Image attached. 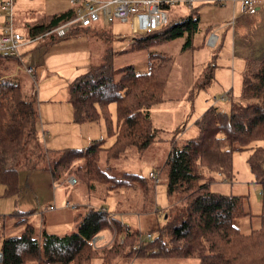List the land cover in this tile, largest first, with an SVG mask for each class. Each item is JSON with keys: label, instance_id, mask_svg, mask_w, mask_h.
<instances>
[{"label": "trees", "instance_id": "trees-1", "mask_svg": "<svg viewBox=\"0 0 264 264\" xmlns=\"http://www.w3.org/2000/svg\"><path fill=\"white\" fill-rule=\"evenodd\" d=\"M169 7L162 6L168 21L161 30L133 38L135 46L147 52L146 72L124 66L114 80L115 70L110 64H102L69 86L74 123L94 122L101 114L112 143L105 146L102 139L84 149L59 150L52 163L39 141L36 95L23 90L20 75H11L14 58L0 54V198L18 196L17 167L22 161L27 173L49 169L53 179L76 173L87 183L88 192L96 182L105 185L101 199L114 195L118 213H124L121 210L127 202L139 201L142 210L152 204L155 184L147 175L113 176L99 163L102 156L111 162L128 151L141 154L156 139L150 110L162 101L174 59L155 48L185 37L180 51H186L199 22L196 8L190 7L187 15L170 20ZM73 14V9H68L43 15L25 27L27 37L46 35ZM214 68L209 62L203 69L196 83L198 89L211 81ZM229 98L228 113L211 107L195 122L194 139L176 141L175 134L164 164L152 170L158 180L164 174L167 197L172 199L165 215L167 225L159 228L154 238L139 242L136 227L110 216L103 208H91L78 216L75 230L64 236L37 230L21 219L16 223L23 226L21 234L0 237V264H89L93 259L113 264L117 259L134 257L196 259L199 264H264V146L258 145L264 142V52L245 61L240 94ZM110 103L116 105L114 129L107 111ZM242 151H248L246 163L260 189L258 214L248 211V196L223 195L209 189L212 172L227 181L234 179L232 156ZM74 162H79L75 173L66 174ZM121 191L128 192L126 202L117 200ZM13 215L20 218L23 214ZM246 217L256 218L258 226L243 232L237 223ZM101 233L113 234L112 240L94 248L91 241Z\"/></svg>", "mask_w": 264, "mask_h": 264}, {"label": "rangeland", "instance_id": "rangeland-1", "mask_svg": "<svg viewBox=\"0 0 264 264\" xmlns=\"http://www.w3.org/2000/svg\"><path fill=\"white\" fill-rule=\"evenodd\" d=\"M65 3H67L66 0H45L46 10L50 13L58 12L63 6H67L63 5ZM230 5L231 3L227 0H195L191 8H196L199 15V22L197 32L192 38V47L179 53L180 47L185 42V37H182L172 43L155 48L157 51H163L172 55L174 59V65L172 63L173 70L171 68L168 74V81L163 92L164 101L161 105H155L152 108L153 110L151 109V124L158 123L154 122L156 120L161 121L160 125H155L157 129L153 126L157 130L156 139L141 154L128 151L119 159L111 162H105L102 156L103 160L101 159L99 163L102 170L106 171L108 168V173L113 176H122L125 174L144 176L148 170H155L164 164L175 134L176 137L177 135L180 137L182 134V138L180 139H194L197 136V134L194 137L190 136L193 132V130H190V127L201 114L214 106L213 104L218 105L217 107L220 111L229 112V97L236 99L240 94L245 61L252 57H257L264 52V31L259 32L263 29V24L261 22L258 24L254 23L253 18H250L251 16L246 14L244 15V19L248 17V20L232 24V21L235 22V19L231 15L232 9ZM186 6L184 4H175L170 6L168 10L169 12H174L178 7L180 11L191 9ZM0 20L3 25V19ZM258 25L261 27H258ZM221 26L222 28L224 26L226 28L219 32L222 34V45L220 48L208 46V37L206 38L207 31ZM20 32L25 38L26 31L20 29ZM97 34L99 41L91 44L92 60L98 61L101 58L102 62L98 61L99 63L110 64L115 70L113 75L114 80L120 77L121 72L118 69L124 66L131 65L137 72L147 71V52L139 49L137 46L131 45V38L140 36V34L134 31L130 23L114 22L112 25H109L107 30L102 29ZM109 34L114 38L112 42L108 39ZM209 62H212L215 66L213 78L204 88L198 89L196 83H199V77ZM16 66L17 64H14V67ZM19 78L24 82L22 86L23 90L33 91L37 101L40 94L39 84L34 80L33 75H26V73L23 75L21 73ZM56 84L60 85L59 95L63 96L65 94L63 81H59ZM47 86L48 83H46ZM226 94H228V98L223 100L222 97ZM55 100L50 104H45V101H40V105L42 106L44 104L46 107H49V105L54 106V112L57 115L55 118L50 119L46 117L43 120L38 116L39 123L42 124L40 126L38 123L39 141L44 151L48 153L51 163L56 159L59 150L84 149V147L90 146L91 144H85V140L87 141L88 137H96L94 139H99V132H102V139L107 138L105 140V146L112 143L113 138L108 137V126L101 114L97 121L74 123L73 113L68 118L67 111L63 109V104L55 103ZM37 106H39V102H37ZM115 107L116 105L114 103H110L107 107L108 117L111 119V127L113 129L116 125ZM48 120L57 121V124L53 125L50 123L48 125ZM60 123L63 124L59 125ZM42 128L48 132L45 141H43L44 139L40 135ZM183 130H185L184 133L182 132ZM258 145L264 146V142H259ZM247 155L248 151L233 154L232 169L234 179L232 181H227L219 173L212 172L211 177L213 180L209 185V189L212 192L223 195L244 194L248 196V211L251 214H257L259 213L260 192L258 186L254 184V178L246 163ZM78 163L74 162L73 167L66 174L73 173ZM17 169L19 171L20 188L18 197H16L18 199L17 202L20 205L23 204L29 210L27 213L34 214V217L27 215L28 222L36 229H43L46 233L64 236L74 231L75 223L73 218L79 213L84 215L86 208L84 210L64 208V203L75 204L85 198L90 199L91 207L95 209L103 208L109 215L120 217L122 221L126 220L125 223L127 225L131 223L135 225L143 237L149 233L154 238L157 235L158 229L167 225L165 215L169 213L172 199L167 197L166 178L163 173L160 174L159 181L155 184L152 204L147 209L142 210V205L139 201L127 202L125 209L121 211L128 213L136 212L138 214V216L127 217L114 214L116 209L114 207L115 198L113 195L106 197L105 200L100 199L103 197L105 191V185L101 183L96 182V186L91 188L93 192H89L92 195H88L87 188L85 187L87 183H83L75 172V174H71L76 179L74 186L67 183V176L59 179H53L51 176L53 180L50 179V186H47L44 177L48 176L45 172L49 173V169L45 172L37 170L27 173L25 171V164L22 161ZM203 172L206 174V171ZM126 194L128 195L127 191L119 192L117 200L126 202L125 200L128 197ZM53 203L56 210L52 211L48 209L51 212L42 211L48 205H53ZM0 212L6 215L5 233L11 232L13 222H17L25 217L23 212H19V214H23L20 218L17 217V219H14V217H10L13 212L11 198H0ZM245 219L249 218L246 217ZM256 225V218H251L250 223L248 221L237 223V226L244 232H247L248 229L256 228ZM89 264H100V261L93 259ZM113 264L199 263L196 259L134 257L127 260L117 259Z\"/></svg>", "mask_w": 264, "mask_h": 264}, {"label": "crops", "instance_id": "crops-1", "mask_svg": "<svg viewBox=\"0 0 264 264\" xmlns=\"http://www.w3.org/2000/svg\"><path fill=\"white\" fill-rule=\"evenodd\" d=\"M66 1H67V3H65L63 5H67V6H63V8L60 9L58 12L50 13L46 10L45 0H16L15 6H14V13H15L14 28H15V30L18 33H20L21 36L23 37L22 33L20 32V29L25 30V27L27 25L33 24L37 18H40L43 15L55 14V13H59V12H64L68 9H72L68 0H66ZM183 1L184 0H181V2L177 3V5L178 4L179 5H181V4L186 5ZM227 1H229L231 3V9H232L231 15L235 19V22L232 21V24L233 23L236 24V22L238 23V22H241L243 20L249 19L248 17H246V19H244L245 14H243L240 11L239 0H227ZM194 2H195V0L193 1V4H194ZM193 4H192V6H193ZM170 6H172V5H170ZM186 7L190 8V6H188V5ZM262 7H264V0L260 1V3L258 4V7L256 9L255 14L250 15L251 16L250 18H253L254 23L258 24L261 22L264 26V8H262ZM178 8L175 9L174 12L173 11L169 12L170 20H176L180 16L187 15L190 11V10L180 11ZM177 12H179V13L177 14ZM0 19H2V18H0ZM1 23L2 22L0 20V32L2 30V24ZM108 27H109V25H105L102 22H99V23L94 24V25L87 27V28H75L73 30V32L68 33V35L64 38H55L54 36L43 35V36H40L37 38L29 39L27 37V33L24 35L26 37L25 38L23 37V40H22V42L18 48V54L20 55V59L22 61L23 68L24 67L31 68L33 78L39 84L38 86H39L40 94H39V98H38L37 102H39L38 113H39V116L41 117V119L45 120L46 117L51 119V118H55V116H57L54 112V106H52V105H49V107L45 106V104L52 103L54 99H56L54 101L55 103H58V104L62 103L63 104V109L65 111H67V117L68 118L71 117V114L73 113V108H72V105L70 102V91H69L70 88H69V86L75 78L86 73L90 68H95L97 66L102 65V63H99V62H102L101 58L98 60L99 62L92 60L91 44H93L95 41H99V39L97 38V36H98L97 33H99V31L102 29L107 30ZM258 27H261V26L258 25ZM223 29H226L225 26H224V28H222V26H221L219 28L209 29L207 31L206 38L209 37L210 34H215L217 36V42L214 45V47H212V48H215L217 45L218 46L222 45V34H220L219 32ZM263 31H264V27L259 32H263ZM108 39L111 42L114 40V38L111 36V34H109ZM169 43H172V42L163 43L162 45H160L158 47H161V46L169 44ZM131 45L135 46L133 38H131ZM180 49H181V47H180ZM159 52H162L168 56L173 57L172 55H170L166 52H163V51H159ZM179 53H182V52L179 50ZM14 62H16L17 66H18L19 63L16 59H14ZM98 64H100V65H98ZM173 65H174V63H173ZM128 66H131V65H128ZM16 67H14L15 70L14 69L12 70L11 75H17L18 74V76H19L21 73L23 75H25L26 72L24 69L17 71ZM172 70H173V68H172ZM27 74L28 73H26V75ZM59 81H63V86L65 88V94L63 96L59 95V90H60L59 86L60 85L56 84ZM46 83H48L47 87H46ZM163 99L164 98L162 95V101L159 103L160 105H161V103H163V101H164ZM40 101H45L44 106L40 105ZM213 105L214 106H212V107L218 106L216 104H213ZM201 116H202V114L198 117V119ZM150 117H152V111L151 110H150ZM48 121H49L48 125L50 123L53 125L57 124V121H52V120H48ZM154 122H158V123L152 124L155 127V125H160L161 121L156 120ZM195 122L190 127V130H193L192 134L190 135L191 137H194L197 134V128L195 126ZM62 124L63 123H60L59 125H62ZM39 125L42 126V124H40V123H39ZM99 127L101 128L100 125H99ZM184 131L185 130H183L182 132L184 133ZM47 133L48 132L44 128L41 129L40 135L44 139L43 141H45V137H46ZM181 135H180V137L177 135V137H175V140L176 141L187 140V139H180V138H182ZM98 136H99L98 137L99 139H94L96 137H88L87 141L85 140V144H93L99 140H102V136H103L102 132H99ZM106 139L107 138H105V140ZM83 140H84V138H83ZM41 170L44 172L48 171L45 169H41ZM150 171H152V170H148L146 172V175ZM45 173L48 174V176L44 177L45 183L47 184V186H50L49 180L52 179L51 173L50 172L49 173L45 172ZM70 177H72V176H69L67 178L68 184H69L68 179ZM254 184H255V181H254ZM71 186H74V185H71ZM52 188H53V185H52ZM258 189H259V187H258ZM259 192H260V189H259ZM87 194L92 195L88 191H87ZM231 195H234V194H231ZM238 195L243 196L244 194H238ZM114 198H115V196H114ZM11 199H12L13 212L10 215V217H14V219H17L16 216H14L13 214H15V213L19 214V212H23L25 215V217L23 219H26V222L28 224H30L28 222V216L27 215L33 216L34 214L27 213V212H29V210L27 208H25L23 204L20 205L17 202L18 199L16 197L11 198ZM53 202H54V200H53ZM65 204L66 203H64V208H65ZM71 205L76 206V209H74V210H78V209L84 210L86 208L84 211V214L89 209L93 208V207H91L92 205L90 203L89 198L82 199V201H80L79 203H75V204H71ZM22 206H23V209H22ZM50 206H54V208H55L54 210H56V207L53 203V205H48V207H46V209H44L42 211H48ZM114 207L116 209V199H115ZM66 208H70V207H66ZM22 210H25V211H22ZM54 210H52V211H54ZM259 211H260V197H259ZM2 212H0V220H1V222H0V237H1V235L17 236V235L21 234L23 231V226L16 224L18 221L12 223V230L10 233L4 232L6 215H4ZM48 212H51V211H48ZM114 214H117L119 216H127V217L136 216V215L138 216V214L136 212L118 213L116 210H115ZM41 215H43V214H41ZM78 216H83V215H82V213H79L77 216H75L73 218L74 223H75L74 224L75 225L74 230L76 228ZM110 216H114V215H110ZM114 217H116V216H114ZM116 218H118L120 220V217H116ZM243 221H248L250 223L251 220L244 218V219H241L239 222H243ZM122 222L125 223L126 220L122 221ZM129 226L135 227V225H133L132 223ZM256 226H258V222H257ZM37 230H41V229H37ZM249 230L250 229H248V231ZM13 232H15V233H13ZM49 234H54V233H49ZM97 236L101 237V239H100L101 243H99V246L104 245L106 243H110L112 240V237H113V236L111 237V235L109 233H101ZM0 243H1V240H0Z\"/></svg>", "mask_w": 264, "mask_h": 264}, {"label": "built area", "instance_id": "built-area-1", "mask_svg": "<svg viewBox=\"0 0 264 264\" xmlns=\"http://www.w3.org/2000/svg\"><path fill=\"white\" fill-rule=\"evenodd\" d=\"M194 0H184L183 2L192 6ZM261 0H239L240 11L243 14L253 15L256 12ZM16 0H0V18L3 19L2 30L0 32V54L4 57L14 58L18 61L17 71L22 69L26 73L32 74V69L22 66L18 48L23 37L14 28V6ZM73 9V16L67 21L61 22L52 28L46 35L55 38H64L75 28H87L99 22L105 25H111L114 22L130 23L136 33L140 35L151 34L161 30L167 24V13L162 8L164 5H175L181 1L168 0H68ZM217 42V36L210 34L207 44L214 47ZM228 98V94L222 97ZM147 177L153 184L158 183V175L154 171L147 173ZM70 185L76 183L74 177L68 179ZM65 207L76 209V206L66 203ZM54 210V206H50ZM141 235V234H140ZM100 236L92 239L91 244L97 248L100 243ZM150 240L151 235L147 233L144 237L141 235L140 241ZM122 242L120 238L119 243ZM138 248V245L136 246ZM2 255L0 253V262Z\"/></svg>", "mask_w": 264, "mask_h": 264}, {"label": "bare ground", "instance_id": "bare-ground-1", "mask_svg": "<svg viewBox=\"0 0 264 264\" xmlns=\"http://www.w3.org/2000/svg\"><path fill=\"white\" fill-rule=\"evenodd\" d=\"M231 6V5H230ZM88 201V200H87ZM73 216V215H72ZM65 227V226H64ZM48 232V231H47ZM36 238V237H35Z\"/></svg>", "mask_w": 264, "mask_h": 264}]
</instances>
